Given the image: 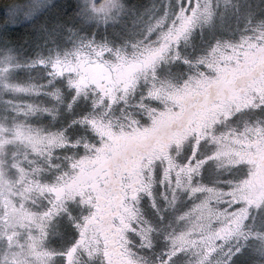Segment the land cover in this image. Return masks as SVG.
<instances>
[{
    "label": "rangeland",
    "instance_id": "rangeland-1",
    "mask_svg": "<svg viewBox=\"0 0 264 264\" xmlns=\"http://www.w3.org/2000/svg\"><path fill=\"white\" fill-rule=\"evenodd\" d=\"M7 15L0 264H102L78 198L89 151L167 127L173 116L151 100L264 49V0H25ZM100 84L109 103L92 90ZM256 87L202 143L190 136L150 167L123 233L132 264H264V166L253 160L264 156V79ZM140 114L146 129L124 128Z\"/></svg>",
    "mask_w": 264,
    "mask_h": 264
},
{
    "label": "flooded vegetation",
    "instance_id": "flooded-vegetation-1",
    "mask_svg": "<svg viewBox=\"0 0 264 264\" xmlns=\"http://www.w3.org/2000/svg\"><path fill=\"white\" fill-rule=\"evenodd\" d=\"M225 70L219 73L203 70L199 74L202 81L205 80L203 84L174 100H151L150 107L166 110L173 116L167 127L143 139L127 133L121 139L124 141L117 145L109 140L97 142L99 144H94L89 151L78 198L86 213L83 230L102 264H132L124 250L123 233L130 232V214L151 178L150 167L161 163L162 156L174 152L181 143L190 141V136L202 143L203 132L212 120L243 106L244 101L252 98L257 83L264 79V49L250 59L231 60ZM92 90L109 103L106 86L100 84ZM116 98L121 101L120 97ZM138 116L139 122L124 128L128 131L135 130V127L146 129L148 124L142 120L147 117ZM117 129L120 126L114 125L112 133ZM115 137L112 134L110 138ZM126 137L133 140L126 142ZM253 156V160H259L263 167L264 156Z\"/></svg>",
    "mask_w": 264,
    "mask_h": 264
},
{
    "label": "trees",
    "instance_id": "trees-1",
    "mask_svg": "<svg viewBox=\"0 0 264 264\" xmlns=\"http://www.w3.org/2000/svg\"><path fill=\"white\" fill-rule=\"evenodd\" d=\"M25 0H0V25H3L8 20V11L13 9L17 4ZM41 49L40 47L36 48ZM32 53V52H31ZM66 126V125H65ZM64 126V127H65ZM72 133H75V130H72Z\"/></svg>",
    "mask_w": 264,
    "mask_h": 264
}]
</instances>
